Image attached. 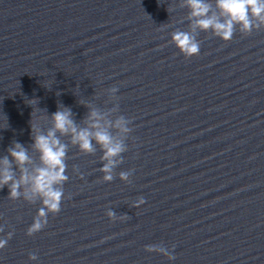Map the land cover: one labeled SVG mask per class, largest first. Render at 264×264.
<instances>
[{
    "label": "water",
    "instance_id": "1",
    "mask_svg": "<svg viewBox=\"0 0 264 264\" xmlns=\"http://www.w3.org/2000/svg\"><path fill=\"white\" fill-rule=\"evenodd\" d=\"M203 3L196 17L190 0H0V170L13 176L0 264H264V17L225 41L197 26L228 18ZM57 111L93 134L91 151L54 130ZM52 131L67 179L41 217L30 182L9 193L43 167L35 138ZM100 131L123 149L107 172Z\"/></svg>",
    "mask_w": 264,
    "mask_h": 264
},
{
    "label": "clouds",
    "instance_id": "2",
    "mask_svg": "<svg viewBox=\"0 0 264 264\" xmlns=\"http://www.w3.org/2000/svg\"><path fill=\"white\" fill-rule=\"evenodd\" d=\"M190 6L193 9L192 15L196 17H204L209 11L208 5L203 3V0H190ZM217 7L228 17L226 21L219 22L213 18H201L196 21V24L204 30L210 27L214 28L216 35L225 41L232 38L234 22H240L242 30L244 31L251 29L249 12L256 17H264V0H217ZM172 41L185 56H192L199 53V44L188 33L177 32L173 35ZM92 115L95 116L96 114L93 113ZM70 116V111L55 112L53 114L54 130H60L61 132L71 131L74 134L73 143H78L83 151H91V137L93 134L86 129L77 131ZM117 123L119 125L121 122L118 121ZM94 136L97 142L105 149L104 158L108 160V163L102 170L107 172L113 164L111 158L123 150L122 145L120 143H113L112 138L102 131L96 132ZM35 146L41 152L40 158L43 167L38 168L34 175H22L19 182H13L9 194L15 197L18 195L17 189L19 184L21 182H30L33 193L41 195L43 198L42 202L46 206V208H41L38 213L39 216L43 217L47 214L48 210L57 212L60 208L62 192L57 190L55 185L67 179L64 175L65 164L63 159L65 156V146L60 144V141L55 138V131L50 132L47 136L41 135L36 137ZM10 155L21 165L28 160L26 152L19 144L11 150ZM4 163H8L7 159H5ZM105 179H111V177L106 176ZM12 180L13 176L7 168L0 170V185L8 184ZM112 215L113 213H109V216ZM41 226L42 222L40 220L35 221L29 229V234L39 230ZM5 243L6 241L0 240V248ZM148 250L151 251L154 249L150 248Z\"/></svg>",
    "mask_w": 264,
    "mask_h": 264
}]
</instances>
